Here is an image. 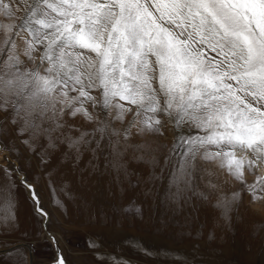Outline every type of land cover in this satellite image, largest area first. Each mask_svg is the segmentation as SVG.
<instances>
[{"label":"rangeland","instance_id":"374dc122","mask_svg":"<svg viewBox=\"0 0 264 264\" xmlns=\"http://www.w3.org/2000/svg\"><path fill=\"white\" fill-rule=\"evenodd\" d=\"M4 2L11 8H0V23L15 30L32 0ZM20 35L31 39L29 31ZM15 39L22 70L39 64L43 47L29 58ZM48 66L45 61L41 71ZM91 94L95 107H84L94 119L85 122L68 109L50 121L52 113L11 95L0 106V187L13 197L10 209L0 206V250L23 244L0 253V264H31L32 255L33 264H54L58 255L65 264H264V190L250 191L219 160L202 159L203 151L188 175L183 149L173 148L174 120L160 114L153 131L142 115L129 127L135 106L124 101L132 110L118 120L116 109L103 107L99 90ZM236 156L255 161L244 174L247 184L259 185L264 158L240 149ZM209 183L218 190L210 191Z\"/></svg>","mask_w":264,"mask_h":264},{"label":"snow or ice","instance_id":"6c2138e0","mask_svg":"<svg viewBox=\"0 0 264 264\" xmlns=\"http://www.w3.org/2000/svg\"><path fill=\"white\" fill-rule=\"evenodd\" d=\"M0 8L11 5L0 0ZM14 37L29 58L43 47L39 64L22 70ZM93 89L105 109L117 110L115 119L132 110L124 101L136 107L129 127L142 115L153 131L160 114L174 120L173 148L183 149L188 175L203 151L202 159L219 160L250 191L264 190V177L246 182L245 165L255 161L236 156L240 149L264 158V0H32L18 28L0 23V106L11 95L52 113L50 121L65 109L91 121L84 104L95 107ZM10 110L19 111L15 103ZM12 204L10 189L0 187V206ZM54 264H65L63 256Z\"/></svg>","mask_w":264,"mask_h":264},{"label":"water","instance_id":"95a60500","mask_svg":"<svg viewBox=\"0 0 264 264\" xmlns=\"http://www.w3.org/2000/svg\"><path fill=\"white\" fill-rule=\"evenodd\" d=\"M27 185L30 186L29 184H27ZM29 188H30L31 191L34 192V190H32V189H33L32 186L29 187ZM40 211H41V210H40ZM41 212H42V211H41ZM42 213H44V212H42ZM20 246H23V244H17V245H14V246H12V247H10V248H8V249H2V250H0V253L8 252V251L14 250V249H16V248H18V247H20ZM30 255H31V254H30ZM30 263L33 264V257H32V256H30Z\"/></svg>","mask_w":264,"mask_h":264},{"label":"bare ground","instance_id":"6f19581e","mask_svg":"<svg viewBox=\"0 0 264 264\" xmlns=\"http://www.w3.org/2000/svg\"><path fill=\"white\" fill-rule=\"evenodd\" d=\"M81 120H84V118L82 117ZM81 120H80V122H81ZM78 122H79V119H78ZM84 122H85V120H84ZM84 124H85V123H84ZM75 192H76V190H75ZM45 216H46V215H45ZM46 221H47V216H46ZM46 226H47V224H46ZM51 235H52V237H54L53 234H51ZM26 246L28 247L29 251L32 250V247H31V246H30V247H29L28 245H26ZM29 253H30V252H29ZM32 254H33V250H32ZM32 257H33V255H32ZM33 262H34V257H33Z\"/></svg>","mask_w":264,"mask_h":264},{"label":"crops","instance_id":"0c3cea01","mask_svg":"<svg viewBox=\"0 0 264 264\" xmlns=\"http://www.w3.org/2000/svg\"><path fill=\"white\" fill-rule=\"evenodd\" d=\"M8 252H9V251H8ZM10 252H11V251H10ZM10 252H9V253H10Z\"/></svg>","mask_w":264,"mask_h":264}]
</instances>
